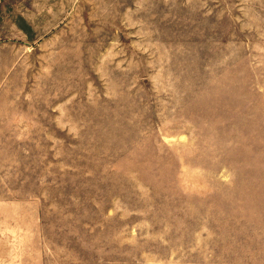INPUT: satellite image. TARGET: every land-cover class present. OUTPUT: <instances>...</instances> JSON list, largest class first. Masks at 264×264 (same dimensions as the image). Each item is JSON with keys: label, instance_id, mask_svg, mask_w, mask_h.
I'll return each instance as SVG.
<instances>
[{"label": "rangeland", "instance_id": "rangeland-1", "mask_svg": "<svg viewBox=\"0 0 264 264\" xmlns=\"http://www.w3.org/2000/svg\"><path fill=\"white\" fill-rule=\"evenodd\" d=\"M0 264H264V0H0Z\"/></svg>", "mask_w": 264, "mask_h": 264}]
</instances>
